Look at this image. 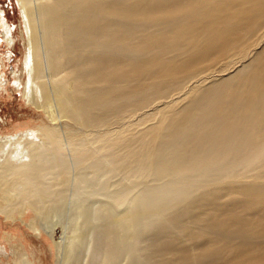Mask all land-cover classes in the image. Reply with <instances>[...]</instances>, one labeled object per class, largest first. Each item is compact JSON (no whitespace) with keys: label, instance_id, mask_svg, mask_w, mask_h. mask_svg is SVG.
Masks as SVG:
<instances>
[{"label":"bare ground","instance_id":"obj_1","mask_svg":"<svg viewBox=\"0 0 264 264\" xmlns=\"http://www.w3.org/2000/svg\"><path fill=\"white\" fill-rule=\"evenodd\" d=\"M18 4L49 124L0 133V214L74 189L63 264H264V0Z\"/></svg>","mask_w":264,"mask_h":264},{"label":"rangeland","instance_id":"obj_2","mask_svg":"<svg viewBox=\"0 0 264 264\" xmlns=\"http://www.w3.org/2000/svg\"><path fill=\"white\" fill-rule=\"evenodd\" d=\"M0 9V14H4L14 34L13 42H9L5 30L1 29L0 32V57L3 58L4 65L1 72L3 82L0 86V133L11 136L47 125L49 119L42 109L34 106L24 96V86L28 80L24 68L28 46L18 0H0ZM18 79L21 83H17ZM71 165L75 170L73 163ZM66 198V203H69L68 211L65 207L51 218H36L40 234L28 225L35 218L33 212L29 211L24 221L7 219L0 214V264H63L68 236L73 228L71 211L74 210L72 205L76 200L74 189L67 192ZM91 251L90 245L86 243L79 264L87 263Z\"/></svg>","mask_w":264,"mask_h":264}]
</instances>
